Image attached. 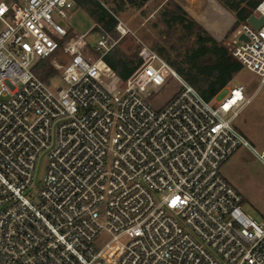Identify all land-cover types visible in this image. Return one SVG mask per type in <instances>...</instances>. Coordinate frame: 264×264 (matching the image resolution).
<instances>
[{
    "label": "built area",
    "instance_id": "2783aa9c",
    "mask_svg": "<svg viewBox=\"0 0 264 264\" xmlns=\"http://www.w3.org/2000/svg\"><path fill=\"white\" fill-rule=\"evenodd\" d=\"M74 8L0 0V264H264V222L220 173L241 147L254 152L232 126L253 95L240 85L206 101L152 50L119 82L103 58L126 30L103 31L90 49V30L69 36L50 18ZM252 15L260 27L241 24L229 51L256 93L264 0ZM44 59L56 71L48 83L34 71ZM170 81L178 90L154 109Z\"/></svg>",
    "mask_w": 264,
    "mask_h": 264
},
{
    "label": "rangeland",
    "instance_id": "374dc122",
    "mask_svg": "<svg viewBox=\"0 0 264 264\" xmlns=\"http://www.w3.org/2000/svg\"><path fill=\"white\" fill-rule=\"evenodd\" d=\"M96 1L111 12L115 9L121 8L120 11L115 13L117 21L115 31L118 36L111 37L113 39H118L119 33L116 28L119 25L126 30L127 34L120 39L114 47L125 56L129 57L134 54H141L145 58L147 56V50L153 51V47L157 42L164 41L167 33L165 32L163 25L160 23L157 14L167 0H148L141 9H137L130 5L127 0ZM173 1L179 5L175 0ZM65 13L66 18H63L56 13H52L50 18L55 24L69 30V36L84 34L90 30L86 36V42L88 48H94L96 42L102 37V32L104 30L98 26L94 28V20L79 8L72 11H65ZM237 29L238 27L234 28L233 23L227 31L226 36L220 41V43L228 48V50L232 46L234 38L233 34ZM168 43L173 44L179 48V50L180 47L184 48L189 45L187 42L181 41L178 34H171V36L168 37ZM181 51L182 50H180V52ZM56 59L59 64H65L63 58L58 57ZM112 81L113 78L103 79L104 86L110 88ZM256 82V76L242 68L228 85L214 97V99L215 101H221L230 89L240 85L247 87V97L253 95L250 104L241 110L239 115L233 121L232 126L243 135L250 147L255 151L257 156L261 157V159H258L249 150L241 147L236 151L241 156L238 164L240 168L238 169L237 167L234 169L233 174L237 181L235 185L240 191L241 196L244 197L242 211L253 221L262 223L264 222V87L254 93ZM50 86L52 89H56L62 87L63 84L60 79L56 78L50 82ZM177 90V84L174 81H170L163 88L157 90V93L153 95L150 100L151 106L154 109L162 107ZM46 165L47 157L43 155L40 157L36 165L34 173L35 183L41 182L45 173ZM104 241H106V237L102 238V242Z\"/></svg>",
    "mask_w": 264,
    "mask_h": 264
},
{
    "label": "trees",
    "instance_id": "16d2710c",
    "mask_svg": "<svg viewBox=\"0 0 264 264\" xmlns=\"http://www.w3.org/2000/svg\"><path fill=\"white\" fill-rule=\"evenodd\" d=\"M137 9H141L148 0H127ZM220 5L234 16V28L245 24L253 14L259 0H217ZM83 10L95 22V27L102 28L112 37H117L115 13L104 8L96 0H75V8ZM160 23L167 35L164 41L157 42L153 51L160 56L178 75L189 83L206 101H211L240 72L242 66L232 57L228 48L216 41L209 33L195 22L173 0H167L158 11ZM93 28V29H94ZM92 29V30H93ZM171 34H178L188 46L179 48L168 43ZM141 54L125 56L113 48L103 62L115 74L119 82H124L142 63ZM45 83L56 75L49 59L41 60L34 70Z\"/></svg>",
    "mask_w": 264,
    "mask_h": 264
},
{
    "label": "crops",
    "instance_id": "0c3cea01",
    "mask_svg": "<svg viewBox=\"0 0 264 264\" xmlns=\"http://www.w3.org/2000/svg\"><path fill=\"white\" fill-rule=\"evenodd\" d=\"M201 27H203L210 36L216 41L220 42L227 34V31L231 25L235 22L234 16L223 8L217 0H175ZM2 25L0 23V30ZM235 33V32H234ZM234 36V34H233ZM246 149V148H243ZM249 150V149H246ZM258 159L255 151L252 152ZM241 158L238 152H235L221 167V175L239 192L237 189L236 179L233 174V170L238 167L239 159ZM243 158V157H242ZM242 197V196H241ZM242 205L244 197H242Z\"/></svg>",
    "mask_w": 264,
    "mask_h": 264
},
{
    "label": "water",
    "instance_id": "95a60500",
    "mask_svg": "<svg viewBox=\"0 0 264 264\" xmlns=\"http://www.w3.org/2000/svg\"><path fill=\"white\" fill-rule=\"evenodd\" d=\"M262 21H263L262 19H257L253 15H250L247 18L246 23L249 24L251 27L257 29L260 27ZM239 40H245V38L243 36H240Z\"/></svg>",
    "mask_w": 264,
    "mask_h": 264
}]
</instances>
